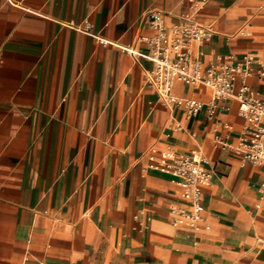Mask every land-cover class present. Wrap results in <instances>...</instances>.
<instances>
[{
  "label": "crops",
  "instance_id": "1",
  "mask_svg": "<svg viewBox=\"0 0 264 264\" xmlns=\"http://www.w3.org/2000/svg\"><path fill=\"white\" fill-rule=\"evenodd\" d=\"M150 11L167 34L188 16L210 28L192 59L248 62L264 96V0H0V264H264L263 168L233 149L238 102L209 117L210 90L181 82L171 95L195 116L160 100ZM167 151L210 174L200 225L178 221L189 205L155 168Z\"/></svg>",
  "mask_w": 264,
  "mask_h": 264
},
{
  "label": "built area",
  "instance_id": "2",
  "mask_svg": "<svg viewBox=\"0 0 264 264\" xmlns=\"http://www.w3.org/2000/svg\"><path fill=\"white\" fill-rule=\"evenodd\" d=\"M148 18L155 31L147 40L151 50L149 58L153 63L148 82L163 103L183 104L187 115L191 117L197 114L201 104L195 100L179 101L174 98L171 95L174 82L208 88L211 93L209 117L216 107L217 100L233 99L238 102V116L245 120V126L233 149L240 153L243 162L263 168L260 194L264 199V96L251 92L245 83L249 76L248 62L222 63L202 71L200 63L192 59L189 46L207 39L212 32L210 28L188 16L171 34H167L156 12L150 11ZM238 78L241 85L239 90L235 91ZM161 156L162 161L155 168L175 179L183 200L190 208L177 210L176 213L180 217L178 221L185 219L193 226L200 225L204 221L200 186L209 181L210 174L203 168L199 154L195 151H167Z\"/></svg>",
  "mask_w": 264,
  "mask_h": 264
}]
</instances>
